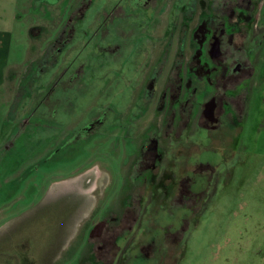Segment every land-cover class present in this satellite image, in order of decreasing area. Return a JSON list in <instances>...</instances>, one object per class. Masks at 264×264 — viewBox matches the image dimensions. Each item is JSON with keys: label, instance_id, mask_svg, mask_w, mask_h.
<instances>
[{"label": "rangeland", "instance_id": "374dc122", "mask_svg": "<svg viewBox=\"0 0 264 264\" xmlns=\"http://www.w3.org/2000/svg\"><path fill=\"white\" fill-rule=\"evenodd\" d=\"M72 1L58 0L47 6L43 1L0 0V59L8 57L6 82L0 86V144L11 132L12 120L8 118L24 65L31 56L30 28L50 21L56 26ZM119 1L94 0L83 27L99 25L102 12ZM161 1L154 0L152 5L161 7ZM241 5L246 12L235 16L236 26L227 30L225 37L233 34L234 45L254 54L249 63L246 61L247 67L253 65L254 72L250 69L237 78L238 83L249 79L248 86H253L243 128L239 127L243 108L222 115L215 130L177 126L174 145L162 146L163 159L148 172L146 180L131 192L116 193L112 200L111 186L117 185L122 172L129 171L135 162L133 157L121 161L119 155L126 152L122 139L113 151L111 142L121 132L118 130L110 131L107 143L92 148L78 162L41 165L20 183V191L1 196L13 183L12 171H4L0 174V264H264V0ZM176 20L180 19L172 18V22ZM169 21L165 15L156 22V36L165 34ZM135 29H131L133 33ZM90 34L91 29L84 38L90 42L86 52H92L89 66L94 86L77 92L72 102L66 99L64 105H76L72 111L64 106L56 109L58 121L71 125L66 132L78 127L83 134L89 132L95 137L115 121L131 125L132 112L104 108L106 101L125 107L129 92L124 87L120 94L122 79L112 76L119 51L116 56L112 50L105 54L104 49L96 48ZM126 44L131 45V39L127 38ZM191 55L192 48L187 49L186 59ZM88 57L85 53L81 59L88 61ZM104 60L116 63L105 67L112 81L106 99L100 98L98 91L103 90L105 70L98 63ZM121 68L129 74L132 66L127 63ZM91 75L88 73V77ZM91 85L89 82L86 89ZM247 93L244 89L240 99ZM89 104L90 108H85ZM26 109L19 108L18 116ZM119 111L125 114L123 118H119ZM41 113H47L46 108L36 115ZM8 166L13 168V162ZM185 179L191 192L188 202L180 205L177 198ZM29 184L38 188L32 190ZM125 199L142 201L134 209V205L125 204ZM108 207L109 215L117 221L108 233V246L100 242L95 245L88 241L92 222L98 221L96 215L108 211Z\"/></svg>", "mask_w": 264, "mask_h": 264}, {"label": "flooded vegetation", "instance_id": "af4514ba", "mask_svg": "<svg viewBox=\"0 0 264 264\" xmlns=\"http://www.w3.org/2000/svg\"><path fill=\"white\" fill-rule=\"evenodd\" d=\"M31 1H43L48 6L58 0ZM153 1L120 0L102 12L99 25H89L86 28L83 27L86 21L84 19L94 5V0H73L63 11L56 26H52L54 21H50L30 28L31 56L24 65L8 118L12 120L11 132L0 144V174L12 171L13 176L12 185L1 196L12 190L20 191V183L39 171L41 165L56 163L55 161L78 162L92 148L107 143L110 131L118 130L121 132L111 142L113 151L114 145L122 139L126 152L119 155L121 161H129L133 157L135 162L129 171L122 172L118 184L111 186L114 187L112 200L116 193L131 192L138 183L146 180L148 172L153 171L163 159L162 146L174 145V129L177 126L186 129L194 125L200 130H215L222 115L243 108L244 115L240 124L238 123L243 128L253 86H248L249 79L238 83L237 78L253 69V65L251 68L247 65L254 54L234 45L233 34L227 39L225 34L236 26L235 16L238 18L245 14V6L241 4L248 2L249 5L251 0H162L161 7L158 4L152 5ZM165 15L170 18L167 30L164 35L156 36V22L159 23L160 18ZM175 17L180 20L172 22ZM136 19H139L137 23ZM133 27L137 28L134 33L131 30ZM90 29L89 37L96 41V48L104 49L107 55L110 50L115 56L119 51V56H116L119 63L116 64L115 59L114 62L104 60L98 64L103 68L116 64L112 76L122 79L119 93L124 87L129 92L125 107H116L106 101L104 108H126L128 112H132V120L129 121L131 125L126 127L122 122L115 121L108 127L104 125L107 127L106 132L95 137L89 132L83 134L78 131L81 130L78 127V132H66V128L71 125L58 121L56 109L64 106L72 111L76 105H64L66 99L72 102L77 92L88 91L94 86V73L89 66L92 52H86L90 42L86 43L87 38H84ZM127 38L131 39V45L124 46ZM190 48L192 55L187 60L185 51ZM73 53L75 55L72 57ZM85 53L89 57L88 61L83 62L81 56ZM127 63L132 66L129 74L124 73L121 68ZM88 73L93 76L88 77ZM110 74L105 68L102 75L103 90H98L102 99H106L107 87L112 82ZM89 82L92 83L91 88L86 89ZM35 86L40 89L35 90ZM244 89L248 93L245 99H240V93ZM26 100L30 102L21 107V103ZM90 106L91 104L85 108ZM19 108L28 109L18 116ZM41 108H46L47 113L37 116ZM206 108L214 109L211 115L213 122L207 117ZM119 112V118H123L125 114ZM143 123L146 124L142 125ZM73 124L78 125L75 121ZM119 148H122L121 144L117 149L120 152ZM9 162H13V168L8 166ZM89 177L92 179L91 175ZM189 185L185 179L177 198L180 205L188 202L187 195L191 192ZM28 186L32 190L38 188L35 184ZM45 198L46 196L43 201ZM124 201L126 205H134L135 209L142 199ZM108 206L110 207V202ZM109 207L100 216L96 215L98 221L92 222L90 234L97 224H104L101 234L96 231L95 236L88 239L95 245L100 242L108 246V233L117 221V218L109 215Z\"/></svg>", "mask_w": 264, "mask_h": 264}, {"label": "water", "instance_id": "95a60500", "mask_svg": "<svg viewBox=\"0 0 264 264\" xmlns=\"http://www.w3.org/2000/svg\"><path fill=\"white\" fill-rule=\"evenodd\" d=\"M213 108H206V111H205V113L207 114V117L211 120L212 119V114H213ZM212 122H213V120H211ZM103 227H104V224L103 223H99V224H97L96 225V227H95V229L91 232V234H90V236L91 237H94L95 235H94V233L96 232V231H98V233H100L101 234V232H102V230H103ZM99 235V234H98Z\"/></svg>", "mask_w": 264, "mask_h": 264}, {"label": "crops", "instance_id": "0c3cea01", "mask_svg": "<svg viewBox=\"0 0 264 264\" xmlns=\"http://www.w3.org/2000/svg\"><path fill=\"white\" fill-rule=\"evenodd\" d=\"M5 62V57L0 59V86L6 82L4 71L7 65Z\"/></svg>", "mask_w": 264, "mask_h": 264}]
</instances>
